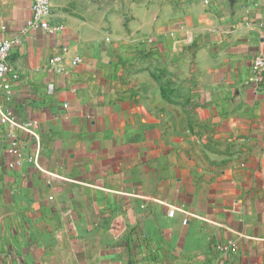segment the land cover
Masks as SVG:
<instances>
[{"label": "crops", "instance_id": "1", "mask_svg": "<svg viewBox=\"0 0 264 264\" xmlns=\"http://www.w3.org/2000/svg\"><path fill=\"white\" fill-rule=\"evenodd\" d=\"M32 2L0 0V264H264V0H51L24 31Z\"/></svg>", "mask_w": 264, "mask_h": 264}, {"label": "built area", "instance_id": "2", "mask_svg": "<svg viewBox=\"0 0 264 264\" xmlns=\"http://www.w3.org/2000/svg\"><path fill=\"white\" fill-rule=\"evenodd\" d=\"M206 3H210V0H206ZM32 17L29 19L24 31L31 29L42 28L46 31H51L61 28V26L55 25L52 22L53 7L51 5V0H33L32 2ZM264 26V24H262ZM19 39L14 40H3L0 39V77H9L12 80H18L20 74L14 68L10 61V53L13 46L18 42ZM62 55H57L53 59V63L61 61ZM76 62L80 61V57L75 58ZM254 70L256 72V81L263 82L264 80V55L259 54L255 58ZM6 88H10V85H6ZM3 122L15 121V116L12 112L6 113L2 118Z\"/></svg>", "mask_w": 264, "mask_h": 264}, {"label": "rangeland", "instance_id": "3", "mask_svg": "<svg viewBox=\"0 0 264 264\" xmlns=\"http://www.w3.org/2000/svg\"><path fill=\"white\" fill-rule=\"evenodd\" d=\"M87 2L90 0H86ZM94 2H97L99 4L100 7H102L103 9H106L108 12H110V7L112 6V12L115 11V7L114 4L117 2L118 3V12L119 15L124 19V21L126 20V17L132 14L133 8L136 6V4H142L143 1H145L146 3H150V7L152 8L151 10H153L154 8H159V6H161V2H163L164 0H91ZM128 22V21H127ZM137 47V46H136ZM138 50V52H136V63L134 62V67H135V71H139V73H141L142 69V53L141 52V46H138L136 48ZM138 60V61H137ZM147 61V60H146ZM137 62H139V64H137ZM148 63V62H147Z\"/></svg>", "mask_w": 264, "mask_h": 264}]
</instances>
